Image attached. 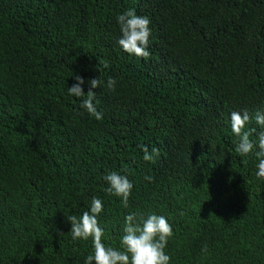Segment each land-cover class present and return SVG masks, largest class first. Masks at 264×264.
I'll return each mask as SVG.
<instances>
[{
	"label": "trees",
	"instance_id": "obj_1",
	"mask_svg": "<svg viewBox=\"0 0 264 264\" xmlns=\"http://www.w3.org/2000/svg\"><path fill=\"white\" fill-rule=\"evenodd\" d=\"M126 9L150 20L147 57L116 43ZM74 75L85 93L100 80L101 120L69 96ZM245 110L264 111V0H0V264H82L91 238L66 216L93 196L114 247L127 212L156 213L170 264H264V178L229 122ZM109 170L133 182L127 208Z\"/></svg>",
	"mask_w": 264,
	"mask_h": 264
},
{
	"label": "clouds",
	"instance_id": "obj_2",
	"mask_svg": "<svg viewBox=\"0 0 264 264\" xmlns=\"http://www.w3.org/2000/svg\"><path fill=\"white\" fill-rule=\"evenodd\" d=\"M120 35L117 45L125 52L147 57L148 42L151 34L150 20L147 16L138 15L135 9H126L115 17ZM75 83L67 87L69 96L79 99V105L96 120L102 119V113L96 107V95L92 89L100 87L98 78H90L87 93L83 90L85 80L79 75H74ZM116 80L108 77L106 87L109 90L115 88ZM254 120L259 130L255 139L250 138L246 125ZM229 122L232 133L238 139L234 141L235 151L242 157L253 154L256 157L255 176L264 178V111H257L250 117L248 111H232L229 114ZM143 159L152 161L158 156L159 149L153 147L149 151L147 146H142ZM107 185L104 191L118 197L123 207H128L129 197L133 189V182L122 170H109L103 177ZM146 179H150L146 177ZM103 210L101 198L93 196L90 199L87 210L79 216L68 215L72 240H87L91 238L92 251L83 257L82 264H170L171 257L166 252L169 237L172 235V227L167 217L161 214L149 213L137 218L136 212H127L124 215L122 234L119 237V245L114 247L105 241V230L98 222V216Z\"/></svg>",
	"mask_w": 264,
	"mask_h": 264
}]
</instances>
